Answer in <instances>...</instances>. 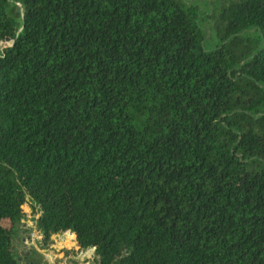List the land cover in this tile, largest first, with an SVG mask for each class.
<instances>
[{"label":"trees","instance_id":"1","mask_svg":"<svg viewBox=\"0 0 264 264\" xmlns=\"http://www.w3.org/2000/svg\"><path fill=\"white\" fill-rule=\"evenodd\" d=\"M205 6L0 0V264L25 204L96 264H264V0Z\"/></svg>","mask_w":264,"mask_h":264},{"label":"rangeland","instance_id":"2","mask_svg":"<svg viewBox=\"0 0 264 264\" xmlns=\"http://www.w3.org/2000/svg\"><path fill=\"white\" fill-rule=\"evenodd\" d=\"M188 4H195L199 12L201 28L206 30L208 37L213 34L214 18L212 12H207L205 4L215 5L218 0H184ZM196 11V9H194ZM213 44L207 43V46ZM29 216L19 227V234L15 240V250L20 255V259L26 262L34 261L39 264H96L94 249H89L87 254L82 253L72 232H64L52 237V242L46 245L43 237H34L26 244L24 243L31 232H37L35 214H31V209L25 204ZM85 251V250H84ZM28 254V255H27Z\"/></svg>","mask_w":264,"mask_h":264},{"label":"built area","instance_id":"3","mask_svg":"<svg viewBox=\"0 0 264 264\" xmlns=\"http://www.w3.org/2000/svg\"><path fill=\"white\" fill-rule=\"evenodd\" d=\"M36 231H37V232H31L30 237H28V239H26L24 243L27 244V243L29 242L30 239L34 240V237H37V236H38V238H40L41 235H40V233L38 232V228H37ZM91 249H94V248H91ZM88 251H89V249H88V250H85V251L82 250L81 252L84 253V254H87Z\"/></svg>","mask_w":264,"mask_h":264}]
</instances>
